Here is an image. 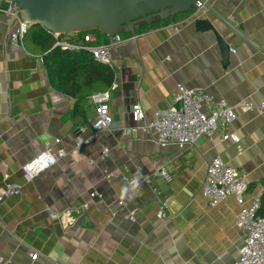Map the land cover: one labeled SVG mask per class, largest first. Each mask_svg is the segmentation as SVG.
<instances>
[{
    "label": "crops",
    "instance_id": "obj_1",
    "mask_svg": "<svg viewBox=\"0 0 264 264\" xmlns=\"http://www.w3.org/2000/svg\"><path fill=\"white\" fill-rule=\"evenodd\" d=\"M209 2L258 47L208 10L120 35L116 43L100 39L113 57L114 124L95 140L90 99L85 118L73 117L74 99L50 86L30 34L12 42L14 22L0 13V191L7 182L21 187L20 195L0 201V255L7 264H235L244 243L236 226L240 208L234 197L211 207L203 183L208 165L220 158L244 175L248 201L264 184V113L257 109L264 99V0ZM205 18L216 32L197 30ZM180 84L225 99L237 121L185 150L162 148L154 132L133 122L131 110L141 103L150 123L174 106ZM248 103L255 108L243 111ZM83 119L89 125H80ZM77 138L89 143L78 148ZM47 145L67 154L28 182L22 167ZM159 166L170 183L154 176ZM93 192L103 199L91 198Z\"/></svg>",
    "mask_w": 264,
    "mask_h": 264
},
{
    "label": "built area",
    "instance_id": "obj_2",
    "mask_svg": "<svg viewBox=\"0 0 264 264\" xmlns=\"http://www.w3.org/2000/svg\"><path fill=\"white\" fill-rule=\"evenodd\" d=\"M209 2V0H206ZM205 5L198 1L196 8L190 12L191 18H200L205 14ZM0 13L4 14L15 26L11 33V41L15 44H21L32 25L23 21L10 3L0 0ZM57 40V46L62 50L81 51L85 50L92 54L95 61L99 64L112 65V52L109 46L101 45L100 35L97 31L83 33L81 39L71 42L69 40H60L61 35L53 34ZM119 36L117 37V42ZM112 86L111 90L113 89ZM111 90L90 97L94 105L96 119L91 125L93 130L92 139L95 140L100 133L109 130L114 119L110 112ZM174 106L167 110L158 111L153 115L152 121L147 124L145 110L141 103L132 107L131 117L135 124H142V128L155 133L156 142L162 147L174 146L179 150H185L194 146L201 137L212 138L217 130L226 131L227 127L236 122L238 117L236 110L231 107L225 99L215 100L211 95L196 89H189L180 84L178 92L174 96ZM255 107L248 103L242 106L243 111H251ZM264 113V99L257 108ZM225 140L232 138L235 142L238 139L235 136L225 133ZM57 144L60 139L55 141ZM89 143V140L77 138V147L83 148ZM65 148H58L56 151L53 145H47L43 152L35 156L22 167L25 179L32 182L42 173L55 167L60 158L66 156ZM108 154V150H103V156ZM103 157V158H104ZM154 176L162 178L170 183L171 176L161 166L157 167ZM111 178V176H107ZM146 183L150 182L149 177H145ZM130 186L136 185L137 180H128ZM248 183L243 174L237 168L225 164L220 158L214 159L207 168L203 183V196L209 201L211 207H216L229 197H234L240 212L237 216L236 226L244 233L243 246L240 249V256L235 264H264V214H261L262 199L264 197V184L260 191L249 201L246 199ZM21 193V187L12 182H7L6 186L0 191V201L18 196ZM93 199L102 200L103 196L97 192L90 194ZM117 205L121 210L126 209L125 197H120ZM87 205L84 206V209ZM162 217V211L159 212ZM54 219L59 216L53 215ZM134 221V217H129ZM72 224V219L69 221ZM36 258V255H31ZM0 264H7L5 258L0 255Z\"/></svg>",
    "mask_w": 264,
    "mask_h": 264
},
{
    "label": "water",
    "instance_id": "obj_3",
    "mask_svg": "<svg viewBox=\"0 0 264 264\" xmlns=\"http://www.w3.org/2000/svg\"><path fill=\"white\" fill-rule=\"evenodd\" d=\"M17 9L21 19L33 27H42L51 34L69 35L97 31L112 43L123 34L136 36L137 26L151 25L155 20L167 21L171 17L188 13L198 1L205 9L228 25L243 39L254 42L235 28L206 0H5ZM199 31H214L212 22L196 21ZM221 41V38H219ZM223 44V43H222ZM257 46V45H256ZM258 47V46H257ZM225 60L230 47H224Z\"/></svg>",
    "mask_w": 264,
    "mask_h": 264
},
{
    "label": "trees",
    "instance_id": "obj_4",
    "mask_svg": "<svg viewBox=\"0 0 264 264\" xmlns=\"http://www.w3.org/2000/svg\"><path fill=\"white\" fill-rule=\"evenodd\" d=\"M171 19L173 17L167 21L157 19L151 25L156 23L168 24L171 23ZM151 25L141 24L137 26L136 32ZM31 29L26 36L28 37L30 34L42 52L50 86L59 93L74 99L73 117L85 118V107L91 95L94 93L102 94L111 90L115 82V72L110 66L97 63L88 51L62 50L57 46V40L53 34L42 27L38 26ZM99 35L101 39L105 40L106 36ZM79 124L89 125L85 119ZM261 214H264V197Z\"/></svg>",
    "mask_w": 264,
    "mask_h": 264
},
{
    "label": "rangeland",
    "instance_id": "obj_5",
    "mask_svg": "<svg viewBox=\"0 0 264 264\" xmlns=\"http://www.w3.org/2000/svg\"><path fill=\"white\" fill-rule=\"evenodd\" d=\"M69 35H71V34H69ZM67 36L68 35H63V37H61L60 40H66L65 38H68Z\"/></svg>",
    "mask_w": 264,
    "mask_h": 264
}]
</instances>
